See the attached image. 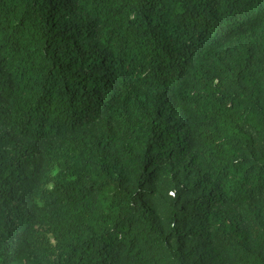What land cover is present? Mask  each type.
I'll list each match as a JSON object with an SVG mask.
<instances>
[{"label":"trees","instance_id":"1","mask_svg":"<svg viewBox=\"0 0 264 264\" xmlns=\"http://www.w3.org/2000/svg\"><path fill=\"white\" fill-rule=\"evenodd\" d=\"M0 264H264V0H0Z\"/></svg>","mask_w":264,"mask_h":264}]
</instances>
